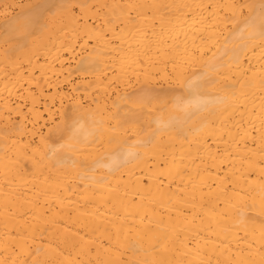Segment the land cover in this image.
I'll return each instance as SVG.
<instances>
[{
	"label": "bare ground",
	"instance_id": "1",
	"mask_svg": "<svg viewBox=\"0 0 264 264\" xmlns=\"http://www.w3.org/2000/svg\"><path fill=\"white\" fill-rule=\"evenodd\" d=\"M0 264H264V0H0Z\"/></svg>",
	"mask_w": 264,
	"mask_h": 264
}]
</instances>
